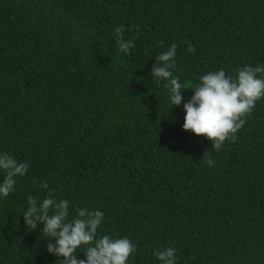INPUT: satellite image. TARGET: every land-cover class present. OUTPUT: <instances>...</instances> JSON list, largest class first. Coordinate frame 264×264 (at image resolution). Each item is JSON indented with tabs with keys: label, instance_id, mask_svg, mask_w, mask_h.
Returning <instances> with one entry per match:
<instances>
[{
	"label": "trees",
	"instance_id": "trees-1",
	"mask_svg": "<svg viewBox=\"0 0 264 264\" xmlns=\"http://www.w3.org/2000/svg\"><path fill=\"white\" fill-rule=\"evenodd\" d=\"M173 43L187 87L264 65V0H0V154L29 165L0 197V264H63L22 215L53 189L69 219L99 210L98 237L130 239L127 264H161L166 246L176 264H264V98L211 149L182 127L194 89L172 106L151 76Z\"/></svg>",
	"mask_w": 264,
	"mask_h": 264
},
{
	"label": "clouds",
	"instance_id": "clouds-1",
	"mask_svg": "<svg viewBox=\"0 0 264 264\" xmlns=\"http://www.w3.org/2000/svg\"><path fill=\"white\" fill-rule=\"evenodd\" d=\"M115 39L121 53H129L135 46L132 39H124L123 26L115 29ZM176 48L173 43L155 57L151 76L157 82L167 81L164 87L171 93L172 106L182 103V89H194L192 97L183 103L185 116L182 127L210 140L211 149L220 150L226 141L236 140V133L246 122L244 118L252 112L256 102L264 98V78L258 76L264 75V65H246L234 77L221 68L201 75L196 86L187 87L181 84L178 77H173L170 70L176 63ZM188 51L194 52L195 49L189 46ZM207 163L212 166L215 161L209 156ZM28 167L27 162H19L7 153L0 154V170L5 173L0 182V197H7L15 191V177L24 176ZM42 187L47 189V183H43ZM54 192L53 189L39 201L28 196L29 207L22 214L26 228L35 230L43 225L41 232L48 239L46 250L49 253L63 258V264H127L135 251L130 239L97 236L104 216L102 211L79 208L76 216L69 219V201L57 200ZM81 246H86L84 259H78L76 255ZM154 255L161 264H176V249L173 247L158 248Z\"/></svg>",
	"mask_w": 264,
	"mask_h": 264
}]
</instances>
